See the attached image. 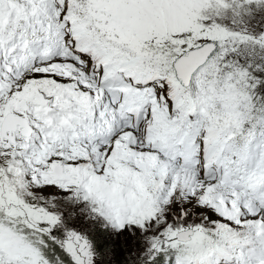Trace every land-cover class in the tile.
<instances>
[{"label": "snow or ice", "instance_id": "6c2138e0", "mask_svg": "<svg viewBox=\"0 0 264 264\" xmlns=\"http://www.w3.org/2000/svg\"><path fill=\"white\" fill-rule=\"evenodd\" d=\"M0 264H264V0H0Z\"/></svg>", "mask_w": 264, "mask_h": 264}]
</instances>
